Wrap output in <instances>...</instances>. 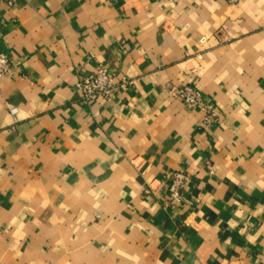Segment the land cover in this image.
<instances>
[{
  "label": "crops",
  "instance_id": "1",
  "mask_svg": "<svg viewBox=\"0 0 264 264\" xmlns=\"http://www.w3.org/2000/svg\"><path fill=\"white\" fill-rule=\"evenodd\" d=\"M0 54V264H264V0H15Z\"/></svg>",
  "mask_w": 264,
  "mask_h": 264
},
{
  "label": "built area",
  "instance_id": "2",
  "mask_svg": "<svg viewBox=\"0 0 264 264\" xmlns=\"http://www.w3.org/2000/svg\"><path fill=\"white\" fill-rule=\"evenodd\" d=\"M15 0H0V5L11 6ZM235 3L237 0H228ZM9 71V60L0 54V78ZM130 81L126 77L115 78L105 67H97L93 75L82 78L77 83V89L82 98L91 102L98 98L110 101L114 96L125 91ZM171 93L185 104L198 107L205 112L204 123L206 125L217 121L218 115L212 106L204 101L203 95L191 84H181L172 87ZM188 177L183 172H175L172 175L171 183L168 187V201L176 204L181 201V192L185 186Z\"/></svg>",
  "mask_w": 264,
  "mask_h": 264
}]
</instances>
